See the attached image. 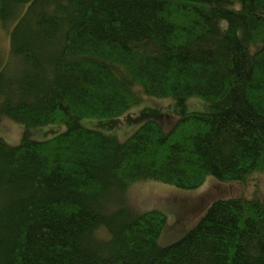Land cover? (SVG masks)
<instances>
[{
  "label": "trees",
  "instance_id": "trees-1",
  "mask_svg": "<svg viewBox=\"0 0 264 264\" xmlns=\"http://www.w3.org/2000/svg\"><path fill=\"white\" fill-rule=\"evenodd\" d=\"M144 96L171 99L168 130L149 110L123 141L80 122ZM2 118L65 130L0 137V264H264L260 192L214 199L164 246L165 214L124 200L264 173V0H0Z\"/></svg>",
  "mask_w": 264,
  "mask_h": 264
},
{
  "label": "rangeland",
  "instance_id": "rangeland-1",
  "mask_svg": "<svg viewBox=\"0 0 264 264\" xmlns=\"http://www.w3.org/2000/svg\"><path fill=\"white\" fill-rule=\"evenodd\" d=\"M186 103L188 110L206 109L205 102L197 97L189 98ZM169 105V97L144 96L138 105L120 116L84 118L80 122L86 128L106 134L113 133L119 141H123L135 131L146 110L151 111V114H162V126L168 130L173 120L177 119L176 114L165 112ZM64 130L63 123L25 128L23 124L11 119H0V137L11 145L18 144L23 136L39 141L51 138ZM253 192H260L264 199V173H254L245 182H222L208 177L201 186L193 190L180 189L156 181H138L128 185L124 200L135 212L155 209L165 214V226L157 240L158 245L164 246L178 240L189 230L214 199L238 195L249 197Z\"/></svg>",
  "mask_w": 264,
  "mask_h": 264
}]
</instances>
